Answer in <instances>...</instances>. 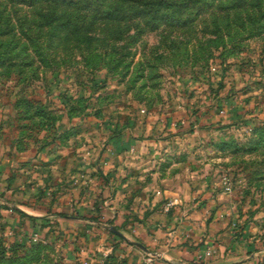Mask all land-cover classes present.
Listing matches in <instances>:
<instances>
[{
	"label": "rangeland",
	"instance_id": "1",
	"mask_svg": "<svg viewBox=\"0 0 264 264\" xmlns=\"http://www.w3.org/2000/svg\"><path fill=\"white\" fill-rule=\"evenodd\" d=\"M141 1H107L116 21L91 15L62 32L63 11L0 0V158L15 169L0 172V264H165L136 243L157 193L150 173L168 166L264 264V0L134 18ZM27 165L68 168L75 197L60 199L50 174L9 192Z\"/></svg>",
	"mask_w": 264,
	"mask_h": 264
},
{
	"label": "crops",
	"instance_id": "2",
	"mask_svg": "<svg viewBox=\"0 0 264 264\" xmlns=\"http://www.w3.org/2000/svg\"><path fill=\"white\" fill-rule=\"evenodd\" d=\"M1 161H3V164ZM5 161L6 160H1L0 158V172L4 174L6 171H15V169H12L11 165H6V167L2 166L5 164ZM37 169L40 170L33 173ZM37 169L34 170L29 165L21 167L19 170L20 173L17 174V178L14 180L13 186L9 192H12L14 188L21 183L27 182L29 187L31 182L28 180L29 176L40 174L43 178V176L50 174V176L55 179V188L57 190L60 189L57 192L60 199V195H65L68 198L75 197L77 188L73 187L75 184H72V179H70L72 175H70L68 168L67 170L61 169L59 171L53 166H42ZM139 170L140 171L134 173L136 176L141 175V169ZM104 174L105 178H107L106 173ZM150 174L155 178L154 183L157 193L151 201L149 199L148 202L149 208L153 210L152 213L145 219V222L141 224L142 231L140 234L146 243V245L143 246L144 248L141 247L143 251L147 253L151 252L153 255L160 257V259L165 261V264H195L198 262L195 261V259L199 254L213 247L216 250L215 255H209L203 260V263L201 261H199V263L261 264V251L251 252L249 246H246L244 242L238 240V238L234 236L229 220L220 216L223 211L221 208L217 209L215 217L210 219V215L212 214V212H210V203H200L193 200L194 191L189 187V184L184 181V175L181 173V170L175 169L174 166H168V168H163L162 172L156 169ZM94 177L95 176L91 174H82V177H78L76 182L88 178L93 182ZM39 180H41V178ZM101 180L103 181V178H101ZM109 184L110 182H104L102 186L104 192L109 191ZM36 186L38 187L39 185L36 184ZM141 187L145 189L148 187V184H144ZM55 188H53V190H55ZM123 192L124 191L120 192L121 203L119 204V218H122V222L124 215L129 213V210H125L124 199L126 196ZM167 198H177L180 204L167 212L164 209V202ZM113 199L114 197L110 196L109 199L105 200V203L113 202ZM160 201L162 202L161 210H154L156 203ZM78 202L77 200L76 203ZM214 202H216V200H214ZM2 203H4L3 200ZM59 205L60 204L56 202L54 207L58 208ZM29 206L30 205H26V208H30L29 212L33 213L31 208L33 210L34 208ZM108 208L113 209L112 206ZM36 214L42 215V213ZM57 216L69 217L68 215ZM73 219L87 221V219L80 217H73ZM122 232L124 231L122 230ZM190 261H193V263Z\"/></svg>",
	"mask_w": 264,
	"mask_h": 264
},
{
	"label": "trees",
	"instance_id": "3",
	"mask_svg": "<svg viewBox=\"0 0 264 264\" xmlns=\"http://www.w3.org/2000/svg\"><path fill=\"white\" fill-rule=\"evenodd\" d=\"M9 3L14 4L16 7H26L32 8L36 11H46L50 13L49 15L53 16L55 12L63 11V19L60 21H56V25L62 28V32L67 31L70 28H75L83 23H87L92 25L87 21V17L91 15H97L100 21L109 19L111 21H116L118 19V15L120 14V10H117L116 2L112 3V6L108 7L106 5L107 1L110 0H7ZM189 1L191 0H183L181 2H171L167 0H159L157 3H153L152 1H141L140 8L134 7V11H140L137 14L134 13L131 9V15L134 18H139L144 16V14L149 15L152 10L158 11L159 9H165L174 7L175 9L183 10L190 8ZM142 6V7H141ZM72 11H81L84 15H71ZM177 11V10H176ZM124 11L123 14H125ZM181 13V11H180ZM147 25L149 21H146ZM177 22H179L177 20ZM176 22V23H177ZM47 25L53 26V22H49ZM66 36V35H65ZM261 140H259L264 145V128L261 130Z\"/></svg>",
	"mask_w": 264,
	"mask_h": 264
},
{
	"label": "built area",
	"instance_id": "4",
	"mask_svg": "<svg viewBox=\"0 0 264 264\" xmlns=\"http://www.w3.org/2000/svg\"><path fill=\"white\" fill-rule=\"evenodd\" d=\"M178 204H180V202L177 198H167L164 202V209L165 211L169 212ZM214 253H216V250L213 247L207 249V255H212ZM200 257H202V255H200Z\"/></svg>",
	"mask_w": 264,
	"mask_h": 264
},
{
	"label": "water",
	"instance_id": "5",
	"mask_svg": "<svg viewBox=\"0 0 264 264\" xmlns=\"http://www.w3.org/2000/svg\"><path fill=\"white\" fill-rule=\"evenodd\" d=\"M111 230H112L113 232H115V233H117V234L123 236V234H122L120 231H118L115 227H112ZM136 244L139 245L140 247L144 248L143 245H141V244H139V243H136Z\"/></svg>",
	"mask_w": 264,
	"mask_h": 264
}]
</instances>
